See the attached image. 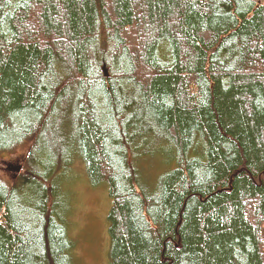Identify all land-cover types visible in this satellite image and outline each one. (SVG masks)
Returning <instances> with one entry per match:
<instances>
[{"label":"trees","instance_id":"trees-1","mask_svg":"<svg viewBox=\"0 0 264 264\" xmlns=\"http://www.w3.org/2000/svg\"><path fill=\"white\" fill-rule=\"evenodd\" d=\"M24 146L0 264H75L81 163L111 264H264V0H0V154ZM149 155L175 162L153 186Z\"/></svg>","mask_w":264,"mask_h":264},{"label":"rangeland","instance_id":"rangeland-1","mask_svg":"<svg viewBox=\"0 0 264 264\" xmlns=\"http://www.w3.org/2000/svg\"><path fill=\"white\" fill-rule=\"evenodd\" d=\"M28 146L18 151L0 154V178L11 183L17 174L7 171L5 161L21 164ZM81 163V162H78ZM73 167L64 181L67 199L62 215L67 223L68 235L74 242L72 250L75 264H111L108 215L111 208L108 183L94 185L84 165ZM23 166V163H22ZM140 178L153 186L158 177L175 166L161 155H149L139 160Z\"/></svg>","mask_w":264,"mask_h":264},{"label":"water","instance_id":"water-1","mask_svg":"<svg viewBox=\"0 0 264 264\" xmlns=\"http://www.w3.org/2000/svg\"><path fill=\"white\" fill-rule=\"evenodd\" d=\"M103 70H104V74L105 76H108L109 73H108V69L106 67V65L104 64L103 66ZM5 164L7 165V167L5 168L7 171H14L15 174L18 175V173H20L21 169H22V163L20 164H15V163H12V162H8V161H5Z\"/></svg>","mask_w":264,"mask_h":264},{"label":"bare ground","instance_id":"bare-ground-1","mask_svg":"<svg viewBox=\"0 0 264 264\" xmlns=\"http://www.w3.org/2000/svg\"><path fill=\"white\" fill-rule=\"evenodd\" d=\"M106 65V64H105ZM104 66V65H103ZM108 69V68H107ZM103 72H104V70H103ZM105 75V74H104ZM107 77V76H106Z\"/></svg>","mask_w":264,"mask_h":264}]
</instances>
